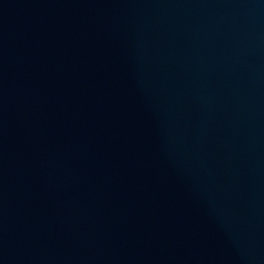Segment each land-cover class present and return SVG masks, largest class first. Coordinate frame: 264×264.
I'll return each instance as SVG.
<instances>
[{
  "label": "water",
  "instance_id": "water-1",
  "mask_svg": "<svg viewBox=\"0 0 264 264\" xmlns=\"http://www.w3.org/2000/svg\"><path fill=\"white\" fill-rule=\"evenodd\" d=\"M0 264H264V0H0Z\"/></svg>",
  "mask_w": 264,
  "mask_h": 264
}]
</instances>
